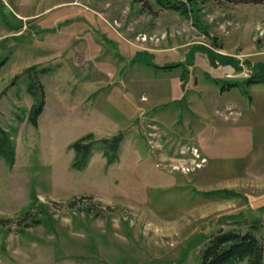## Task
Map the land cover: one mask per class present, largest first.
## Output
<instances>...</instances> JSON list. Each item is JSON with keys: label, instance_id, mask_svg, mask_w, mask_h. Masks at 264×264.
Instances as JSON below:
<instances>
[{"label": "rangeland", "instance_id": "374dc122", "mask_svg": "<svg viewBox=\"0 0 264 264\" xmlns=\"http://www.w3.org/2000/svg\"><path fill=\"white\" fill-rule=\"evenodd\" d=\"M198 1L195 19L156 0H0V137L16 148L12 167L0 156V264H201L212 233L254 223L264 242V83L245 85L264 76V3ZM89 132L123 135L119 159L98 142L73 168Z\"/></svg>", "mask_w": 264, "mask_h": 264}, {"label": "trees", "instance_id": "16d2710c", "mask_svg": "<svg viewBox=\"0 0 264 264\" xmlns=\"http://www.w3.org/2000/svg\"><path fill=\"white\" fill-rule=\"evenodd\" d=\"M230 2L239 3H264V0H227ZM198 0H156V3L162 8L167 10L178 11L181 14L196 19ZM140 55V54H139ZM223 57V56H222ZM234 59V58H233ZM5 61L0 62V67ZM152 64L151 62H148ZM147 63V64H148ZM178 64H167L163 66H156L162 69L174 68ZM237 69H241L238 65L234 64ZM216 84L220 86L222 90H229L233 87H238L239 83L235 81H227ZM257 83H264V76L258 75L256 77L251 76L245 81V85H253ZM29 91L33 96H37L36 81H31L29 84ZM40 88H42L40 86ZM44 107L43 100L40 103H34L31 107L30 121L37 126L38 116L41 114ZM123 135H118L113 139H101L97 140L92 132L86 133L79 137L77 140L70 144V148L74 151V158L72 167L77 170H83L87 168L95 149V145L100 142L105 146L103 152L107 159L108 164H112L119 159V151L121 143L123 141ZM0 156L3 157L6 163L12 167L16 160V148L13 139L9 133L5 130H1L0 137ZM227 193L229 196L238 195L235 190L224 188L222 190L215 191L216 193ZM258 224H252L251 229L247 231H238L235 229H219L212 233L201 251V264H229L233 261L246 260V264H264V242L260 239L255 230Z\"/></svg>", "mask_w": 264, "mask_h": 264}]
</instances>
